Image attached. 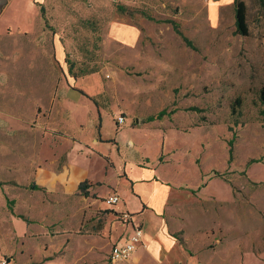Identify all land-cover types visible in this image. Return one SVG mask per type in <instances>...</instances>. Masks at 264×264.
I'll return each instance as SVG.
<instances>
[{"label":"rangeland","instance_id":"rangeland-1","mask_svg":"<svg viewBox=\"0 0 264 264\" xmlns=\"http://www.w3.org/2000/svg\"><path fill=\"white\" fill-rule=\"evenodd\" d=\"M8 1L0 0V12ZM245 1L251 29L246 37L235 33L234 0H45L37 12L40 32L59 34L67 45L61 78L101 75L98 103L112 115L125 113L126 123L117 130L103 112L102 135L135 137L167 172L188 178L176 232L185 233L191 252L209 254L213 264H264V106L258 95L264 85V15L257 0ZM23 3L12 0L1 24L15 22L20 9L29 12ZM115 22L140 27L138 43L112 45L108 35ZM35 67L39 78L40 61ZM12 89L5 90L7 100ZM193 106L202 111L189 110ZM163 110L161 119L147 120ZM87 122L91 129L99 120L91 115ZM47 132H0V260L103 264L110 223L99 224L96 217L112 212L91 208L90 228L99 224L105 231L98 245L88 236L85 254L81 237L87 229L67 223L70 197L59 200L58 192L32 188L39 166L55 155ZM23 138L34 148L25 147ZM94 198L104 202L103 196ZM19 216L29 221L25 234L15 225Z\"/></svg>","mask_w":264,"mask_h":264},{"label":"crops","instance_id":"crops-1","mask_svg":"<svg viewBox=\"0 0 264 264\" xmlns=\"http://www.w3.org/2000/svg\"><path fill=\"white\" fill-rule=\"evenodd\" d=\"M44 1L23 0L30 11L20 9L15 22L3 25V16L12 0L0 12V132L31 136L47 127L51 137L46 140L55 151L54 157L39 166L38 184H32V188L42 186L58 192L59 200L65 194L70 197L67 223H83L82 227L87 229L81 237L85 254L89 249L88 236L98 245L104 226L110 223L107 232L111 239L103 264L108 263L113 245L126 243L133 231L134 223L120 218L124 212L132 214L133 221L142 225L143 243L119 264H213L209 254L191 252L186 247L185 233L176 232L182 223L176 221L175 214L181 208V187L188 178L167 172L145 148L137 146L139 141L135 137L124 141L118 140L117 133L113 138L102 135L103 112L117 130L125 125L127 117L123 112L112 115L98 103L101 75L61 78L59 70L65 69L67 45L59 34L40 32L37 12ZM141 34L136 25L115 22L110 26L108 40L117 47H131L138 43ZM39 61L44 72L38 78L35 66ZM22 65H26L24 73ZM8 85L13 88L9 100L5 93ZM38 87L41 91L36 90ZM91 115L99 123L90 129L87 121ZM119 115L124 116L122 124L117 121ZM23 139L25 147L34 148L31 140ZM113 193H118L120 201L107 205L105 198ZM94 195L103 196L104 202ZM95 206L112 212L110 216L96 217L99 224L104 223L102 229L99 224L96 230L90 228V210ZM15 222L20 233L25 234L29 221L19 216ZM73 250L75 258L77 249ZM9 261L14 264L13 259Z\"/></svg>","mask_w":264,"mask_h":264},{"label":"trees","instance_id":"trees-1","mask_svg":"<svg viewBox=\"0 0 264 264\" xmlns=\"http://www.w3.org/2000/svg\"><path fill=\"white\" fill-rule=\"evenodd\" d=\"M259 2L260 8L263 10L264 15V0H257ZM234 10H235V33L239 34L241 37H246L251 35V29L249 25V11L248 6L245 0H234ZM42 5V4H39ZM41 9L43 10V6H41ZM167 22H171L175 28V31L181 36V38L186 42L187 45L191 46V48L196 49L191 39H189L185 34L180 31L179 26L176 24L173 20H167ZM76 77V76H75ZM259 99L261 105L264 106V85H262L258 91ZM241 101V98H237L235 101V104L239 105ZM191 111H198L201 112L202 109L196 106H193L189 108ZM233 111L236 112V107L233 105ZM264 113V110H263ZM166 114V110L161 111L158 115H151L148 117V121H153L154 119H161ZM234 140L231 139L229 141L230 146L232 147ZM231 152V149H230ZM259 159L251 160L250 162H258ZM84 184L82 185V187ZM1 261V260H0ZM7 264L10 262L7 258ZM1 264V263H0Z\"/></svg>","mask_w":264,"mask_h":264},{"label":"built area","instance_id":"built-area-1","mask_svg":"<svg viewBox=\"0 0 264 264\" xmlns=\"http://www.w3.org/2000/svg\"><path fill=\"white\" fill-rule=\"evenodd\" d=\"M118 123H124V116L119 115L117 117ZM107 205H114L120 201L118 193H113L105 198ZM120 218L126 222H133V231L130 234L128 240L124 244L113 245L111 255L107 264H119L120 261L128 259L129 256L143 243V229L142 225L133 221V216L129 212L121 213ZM1 264H7L6 260H1Z\"/></svg>","mask_w":264,"mask_h":264}]
</instances>
